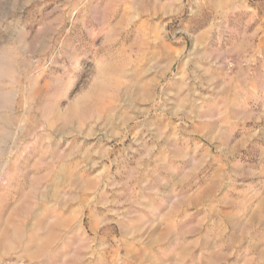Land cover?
<instances>
[{
  "label": "rangeland",
  "instance_id": "obj_1",
  "mask_svg": "<svg viewBox=\"0 0 264 264\" xmlns=\"http://www.w3.org/2000/svg\"><path fill=\"white\" fill-rule=\"evenodd\" d=\"M0 264H264V0H0Z\"/></svg>",
  "mask_w": 264,
  "mask_h": 264
},
{
  "label": "bare ground",
  "instance_id": "obj_2",
  "mask_svg": "<svg viewBox=\"0 0 264 264\" xmlns=\"http://www.w3.org/2000/svg\"><path fill=\"white\" fill-rule=\"evenodd\" d=\"M6 68V65L3 66V69Z\"/></svg>",
  "mask_w": 264,
  "mask_h": 264
}]
</instances>
